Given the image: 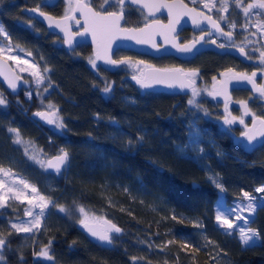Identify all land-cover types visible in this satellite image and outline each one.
<instances>
[{
  "label": "trees",
  "instance_id": "1",
  "mask_svg": "<svg viewBox=\"0 0 264 264\" xmlns=\"http://www.w3.org/2000/svg\"><path fill=\"white\" fill-rule=\"evenodd\" d=\"M183 1L218 21L224 16L221 21L233 19L238 27L247 25L235 0L228 3V11L212 8L209 0L210 9L201 0ZM96 2L94 7L101 3ZM108 9L114 11L115 7ZM13 16L2 22L9 39L31 53L46 82L38 91L48 88L49 92L33 93L28 100L25 86L15 93L0 83V92L8 101L0 106V167L31 181L71 214L66 216L52 206L40 233L22 242L23 234L13 231L7 221L21 216L23 205L0 209V235L9 241L0 264H223L225 257L264 264V208L256 211L250 224L259 233L258 246L251 249H244L237 235H225L214 225L213 216V203L221 193L230 202L235 192H251L264 183V148L249 153L220 135L215 122L220 112L214 100L207 99L203 108H196L185 106V98L176 93L142 90L128 80L132 73L124 65L113 73L101 67L93 69L89 45L66 51L62 41L40 25L34 31L44 33L46 39L40 40L33 30L17 24L18 19H24L19 13ZM140 24L139 10L128 7L125 25ZM120 54L134 55L131 51ZM154 63L159 68L177 64L170 58ZM228 65L226 58L211 53L192 62L201 69L205 83ZM106 83L113 85L107 96L102 92ZM49 103L60 110L65 122L62 132L33 122L32 114L46 110ZM193 120L206 134L196 149L182 152ZM9 127L18 128L28 146L34 143L40 148L45 162L61 148L70 153L69 170L57 175L48 169L54 191L45 187V168L31 162L22 145L14 144ZM138 137H143L142 147L137 145ZM217 173L225 192L209 180ZM77 207L121 227L122 234L112 250L98 247L78 229ZM195 222L203 226L196 228ZM50 240L52 259L43 261L36 254ZM185 243L189 246L184 247Z\"/></svg>",
  "mask_w": 264,
  "mask_h": 264
},
{
  "label": "snow or ice",
  "instance_id": "2",
  "mask_svg": "<svg viewBox=\"0 0 264 264\" xmlns=\"http://www.w3.org/2000/svg\"><path fill=\"white\" fill-rule=\"evenodd\" d=\"M0 3H3V0H0ZM132 4H141L143 8L149 10V13L152 14L154 11H159L161 8H167L169 14V24L168 25H152L146 24L144 28L140 29H121L120 21L124 19L125 16V4L126 0H101L98 8H94L91 4L83 2V0H77L75 6L72 4L68 5L66 8L64 16L57 19L54 18L47 13L41 11V7H55V0H41V3L36 7L31 9V12H38L40 16H43L45 20L49 22V27L55 26L59 28L62 32H64V44L71 47L73 43V34L70 30L65 26V21L72 19L73 17L69 15V12L73 11H80L81 15L85 19V27L84 32L80 33V35H84L88 32H91L93 38V44L96 46L95 50V59H90L89 63L92 65L93 69L99 70L100 66L97 64L98 60H103L105 65L109 66L106 67L104 70L109 71L114 67H118L123 64H127L128 61L126 59L122 60H115L112 59L108 55V48L110 47V42L106 43V39L110 36H114V33L120 31H134L140 33L145 38H138L137 43H148L151 40L152 34L154 32H150L149 30H154L155 28H167L170 31H175V26L180 23V16L182 15H192V22L195 26L199 27L201 20L200 17H203L204 20L208 21L212 27L216 30V32L223 33L225 36L231 39L232 32H223L220 24L213 20L211 16H204L203 13L197 12L195 8L188 9L187 11H176L178 9H187V5L183 4L182 0L179 3H164L162 0H131ZM119 7V11H108L109 7ZM205 7H209V5L205 4ZM215 7V5H212ZM235 7L240 9L245 18H248L252 14L257 16L262 15L260 12H255L256 9L264 10V0H254L252 3H247L245 6L244 0H235ZM220 8L223 11H228V4L227 0L221 3ZM32 19H36V17H31ZM221 20H225L224 16L220 17ZM235 28V22L231 25ZM257 27L258 31L264 30V23L259 25H254ZM245 29H247V25H245ZM6 32L5 27L3 24H0V34ZM207 35V34H206ZM201 41H205V36L202 35L197 39L189 42L188 44H174L173 47L176 48L178 52L182 53H191L196 48L197 44ZM167 42V40H166ZM213 44L216 43L215 40L211 41ZM220 48H224V44L217 45ZM17 48L19 46H16ZM153 47H156L155 43H153ZM23 51V49H19ZM238 50L242 56L249 55L245 52L244 46H239ZM11 53L13 51V45L11 43L4 45L0 43V57L5 55V52ZM31 55V53H28ZM8 59L17 60L16 55H9ZM260 61L264 64V51H260ZM26 62V61H25ZM48 69H45L47 72ZM232 69H228L229 73H232ZM196 71L192 72H184L183 69H153L152 74L146 78H138L133 76V79L136 81L137 84L140 85L141 88L150 87V83L156 84H168L171 87L175 83H179L181 88H186L191 86L195 83L192 79L196 75ZM36 76V84L39 87L44 80V77L40 74L33 73ZM256 73L253 72L250 76L245 73H233L230 79L238 80V81H247L252 85L253 92H258L260 96L264 97V86H258L255 80ZM221 76H224V73H221ZM5 79H8L5 76ZM216 77H213L215 80ZM8 86L15 91L18 87L15 80H9ZM50 86V85H49ZM47 88L45 92H47ZM113 91V85L111 83H106L105 87L102 89V92L105 95L110 94ZM39 94V93H38ZM211 94V93H210ZM218 94V93H217ZM199 95V91L196 88H192V98L189 99L188 103L190 105L195 103V97ZM28 98L31 99V94H28ZM8 104L7 99L0 94V106H6ZM242 106L245 109V115L249 114L250 109L245 102H241ZM59 109L52 103H49L46 110L43 111H36L34 113L33 122L38 124L40 121H44L49 125L55 124L57 128L63 129L65 127V122L59 116ZM225 111L227 112V106L225 107ZM205 114L208 113L205 111ZM230 115V114H229ZM252 115V127L249 128L243 118L240 119L241 124H245V130L241 132L240 136L243 140L237 141L239 146H241L245 151L252 153L258 150L259 148H264V115H256L255 113H251ZM38 117L39 120L35 118ZM235 117L232 119H228L225 117L224 125L231 126L234 121ZM112 126L119 130V125L116 124L115 121H112ZM207 130L199 128L196 124L195 120L189 126V139L188 143L181 149L182 152H185L188 148L196 149V147L201 143L203 140L204 135L206 134ZM223 131L225 133H230L232 131L231 127L224 128ZM8 132L10 135L14 137V144L22 145L27 144L22 138V134L18 128L9 127ZM132 142L129 141V145L131 147ZM137 145L142 147L143 146V137L137 138ZM199 152L201 154L204 153V149L201 147L199 148ZM25 154H28V148L25 147ZM220 155V153H218ZM30 159L34 160L38 163L42 168L45 170L52 169L55 171L57 175L63 174L65 171L70 169L71 164V157L70 153L65 149L61 148L59 152L48 158L45 162L44 159H38L36 156H30ZM211 172V169H209ZM0 174H3L5 177H11L10 170H6L3 167H0ZM209 180L211 183L215 185L216 188L220 189L221 192L224 191V185L219 177V174H214L209 176ZM20 183L24 185V188L27 189L31 187V191L33 193H37V189L32 187L29 183L25 182L22 178L20 179ZM5 184L4 180H0V188H3ZM140 186L143 187L142 182ZM126 192L129 191L128 188L124 189ZM9 192L14 191V186L8 187ZM257 193H264V186L257 187L255 189ZM19 192L16 193V198L19 199ZM38 195V201L34 202L33 199H28V204L31 207H27L24 210V215L27 217H32V219L28 221L20 220L19 222H9L11 229H14L16 233H32L34 229L39 230L42 226V219L46 218V213L52 206H57L60 213L71 214L70 209L66 208L63 205H56V202L51 199H45L44 196ZM244 201L235 204L232 208H228L226 201L223 199L218 200V210L215 220L217 222V226L222 229H226L224 232L225 235H235L234 229L239 228L240 231V241L244 249H251L253 247L258 246V238L259 233L257 230L252 229L251 227H240L238 224H234L233 220L230 217H235V220L243 219L246 225L251 224L252 219L254 218L255 212L260 209L264 208V198L261 197H254L251 196L247 191L243 192ZM7 206L5 199L3 196H0V209H3ZM38 209V212L36 211ZM79 212L81 213V218L79 219L78 223L80 226L89 234L90 237L94 238V242L97 244L98 247L105 248L107 250H112V245L115 240L119 239L122 234V229L118 227L115 223H112L108 219L101 218L97 220L96 218L88 217L85 213L83 207H80ZM247 211L248 216L244 217L242 215H238V212ZM175 218V217H174ZM102 225V226H101ZM196 226L202 227L203 225L199 222H196ZM168 243H171L170 241ZM9 244V241L6 238L0 237V262L4 260V249ZM52 241H49V244L46 245L41 249V251L36 254L42 257H45L49 260L52 259V255L50 253ZM188 243L184 244V247H188ZM71 247V246H70ZM135 259V258H134Z\"/></svg>",
  "mask_w": 264,
  "mask_h": 264
},
{
  "label": "water",
  "instance_id": "3",
  "mask_svg": "<svg viewBox=\"0 0 264 264\" xmlns=\"http://www.w3.org/2000/svg\"><path fill=\"white\" fill-rule=\"evenodd\" d=\"M162 2L164 3H179L180 0H162ZM183 4L187 5V9H178L176 11H187L188 9H192L195 8L197 10V12H201L204 14V16H211L210 14L206 13L205 11H202L200 9H197L195 6L193 5H189L187 3H185L182 0ZM133 6L136 7L140 10H142L147 16L148 18L151 19L150 22H148L147 24H152V25H168L169 24V14H168V9L167 8H161L159 11H154L152 14L149 13V10L146 8H143L141 6V4H132L131 0H126V4L125 6ZM32 8H25L23 11L25 14L31 16V17H36V19L42 23L45 28L52 34H55L57 36H59L62 40H63V45L64 48L67 50H73L76 47H78L81 44H87L91 47V52H92V56L95 59V50H96V46L93 44V38H92V34L91 32H88L84 35H80V33L84 32V27H85V19L84 17L81 15L80 11H73V13L70 15L73 18L69 19L67 21H65V26L70 30V32L73 34V43L70 46L64 44V32H62L59 28H56L55 26L53 27H49V22L47 20L44 19L43 16H40L38 12H31ZM49 15V14H48ZM166 16L167 17V21L166 22H162L160 20H156L157 17L159 16ZM192 15H195V13H192L190 15H182L180 16V23L177 24L175 26V31H170L167 28H155L154 30L150 29V32H154V34H152L151 36V40L148 43H137V39L138 38H145L144 36H142L140 33L134 32V31H120V32H116L114 33V36H110L106 39V43L110 42V47L108 48V55L112 58H114V53L119 51V50H125V51H131L132 53H137L140 55H144V56H149L151 58H157V57H161L164 55H173L174 57L181 59V60H188L194 57V55L200 53L201 51H205V50H212L214 52H217L219 54H225L228 53L234 57L239 58L241 61L245 62L247 59V56H242L238 50V48L235 47H224V48H220L217 46V44H213V43H207L205 44L204 41H201L199 44H197L196 48L193 50V52L191 53H182V52H178L176 50L175 47H173L174 44H179V38L176 35L180 32L181 29L183 28H190L194 31H200V30H207L208 32L206 34H204L205 37H215L218 38L220 40H227L229 43H232L234 41V35L232 34L231 39H229V37L225 36L223 33H219L216 32V30L212 27V25L203 19V17H200L201 23L200 26L197 27L193 24L192 22ZM51 16V15H50ZM53 17V16H52ZM76 17H79V20L76 19ZM213 18V20H216L219 24L220 22L215 19L213 16H211ZM55 18V17H54ZM59 19V18H57ZM72 22H77L78 23V28L79 31L74 33L72 31L71 27V23ZM125 22V16L124 19L120 21V27L121 29H128V30H132V29H140V28H144L145 25L140 26L139 28H135L132 26H123ZM221 28L222 25L220 24ZM223 29V28H222ZM223 32L226 33L228 31H225L223 29ZM167 40V42H166ZM153 43H155L156 47H153ZM189 43V42H188ZM186 43V44H188ZM116 60V59H115ZM98 65L102 68L105 69L106 67H109L107 65H105L103 60H98L97 61ZM121 66V65H120ZM120 66L118 67H114L111 70H109L108 72L113 73L116 70H118L120 68ZM153 69H171V68H159L157 66L154 67H150L145 69L144 74L140 75V76H136V75H132L129 76V81L135 85L140 86L139 84L136 83V81L133 79V76H136L138 78H146L149 77L152 74V70ZM5 76L8 77V79H5ZM232 75L230 76H226L223 81L217 86L218 87V96L221 98V100L223 102H228L231 97H230V92L232 89H247L251 92H253L252 90V85L250 83H248L247 81H238V80H234V79H230ZM9 80H15L18 87L15 91H13L9 86H8V81ZM23 81L24 78L22 76H20L15 69L12 67V65L10 64V62L8 60H6L3 57H0V83L6 88L7 91L10 92H18L22 87H23ZM150 83V87L147 88H142V90H154L157 92H165V93H176L177 95H182V96H186L188 95V93L190 92V89L194 86V84H192L189 87L186 88H181L179 83H175L173 84L171 87H169L168 84H156V83H151V81H148ZM253 93H257V92H253ZM35 113V112H34ZM34 113L32 114L31 117L34 118ZM38 120L39 118L36 117ZM40 123L44 126H51L49 124H47L44 121H40ZM252 127V126H251ZM250 128V127H249ZM242 137H238V138H234V140L236 141L237 139H241ZM55 156V155H54ZM51 158V157H49ZM48 159V158H47ZM52 172H55L52 169H49ZM106 219V218H104ZM109 220V219H108ZM112 222V221H111ZM113 223V222H112ZM102 226V225H101ZM118 226V225H117ZM120 227V226H118ZM121 228V227H120ZM78 229L93 243L94 242V238L90 237L89 234L80 226V224L78 225ZM96 244V243H95Z\"/></svg>",
  "mask_w": 264,
  "mask_h": 264
},
{
  "label": "rangeland",
  "instance_id": "4",
  "mask_svg": "<svg viewBox=\"0 0 264 264\" xmlns=\"http://www.w3.org/2000/svg\"><path fill=\"white\" fill-rule=\"evenodd\" d=\"M201 1L204 4V6H205V4H208L207 3L208 0H201ZM209 1H210V5L211 4L215 5V7H212V8H218V9H220L222 11V9L220 8L221 3L219 4L218 0H216L217 3H218L217 5L214 4V3H216V2H214L215 0H209ZM233 1L234 0H227V4L229 2L232 3ZM252 2H254V0H247V1L244 0L245 6L247 5V3H252ZM208 8L210 9V7H208ZM118 9H119V7H118ZM254 11L255 12H260L261 14L263 13V15L257 16L255 14H252L248 18H245L246 20H248V21H246L247 22V29H245V26L238 27V25L235 24L236 27L239 28V30H240L239 32H242V31L246 32L249 27L252 29L249 32H246L244 36L239 34V40H238L237 45L244 46L248 50L249 55L252 56L251 57L252 60L255 61L256 63H259L260 66L258 67V69H253L252 72H255L256 74L258 73V74L261 75V79H260V83L261 84L260 85L264 86V64H262L261 61H260V51H264V30L258 31L257 27L254 26V25H259L261 23H264V10L256 9ZM230 21H232V22H229L227 25H228V28L232 31L233 27L231 25L234 22V20L231 19ZM0 43H2L4 45H7V44L11 43L10 39L6 35V32L3 33V34H0ZM12 45H13V51L11 53H8L6 51L5 55L3 56V58L8 60L10 62V64L12 65V67L15 69V71L20 76H22L25 79L24 82H23V86H25V89H26L25 90V97L28 100H31V99L28 98V94L29 93L31 95L33 93H35L38 96L41 95V94L42 95H46L49 92L48 88H47L48 89L47 92H45L46 88H43V91H41V92L38 91V89L40 87H42L43 85L44 86L46 85L45 80H43L41 85L38 87L37 84H36V76L33 75V73H37V74H40V75H42L44 77V75L42 74L39 66L37 64H35V62L31 58V56L28 54L29 52H26L25 50L20 51L19 49H22V48H20V47L17 48L14 44H12ZM120 53H123V51H119V53L117 52V56H116L117 60L126 59L128 61V63L127 64H123L126 68L131 69L134 66H136L137 63H138L139 64V68L145 70V67L149 65V64L146 65L144 63L145 61L142 60V59L140 60V58H138V56H136V55H131L130 56L129 54L127 55V54H120ZM9 55H16L17 56V60L14 61V60L8 59ZM216 79L208 87H205L203 85L200 86V87H196V89L199 91V95H197L195 97V103L192 104V105H194L196 108L197 107L198 108H203L202 103H205L206 99H209L210 97H214L216 95V89H215L216 88V86H215ZM0 94H2V93L0 92ZM258 97L259 98H263V101H264V97H262L260 95ZM190 98H192V93L190 94ZM197 99L199 100L198 102H197ZM234 106H235V110H231L230 107L228 108V111H227L228 113L226 114L225 117H228V119H232L233 117H235L236 119H235L234 123H237V122H239V120L241 118L245 119V117H246L245 116V109H244V107L242 106L241 103H235ZM215 122L220 127V125L224 124V119H221V117L220 118L215 117ZM51 127H52V129L54 131H57V132H62L63 131V129L57 128L55 126V124H53V126H51ZM22 147L24 148V150H25V147L28 148V154H27L28 158L30 156H33V155L36 156L38 159L46 158V157L43 156L44 155L43 151L40 150V148H38L34 143L30 144L29 146H28V143L27 144H22ZM30 161L33 162L35 165H39L38 163H36L32 159H30ZM4 169L8 170V168H4ZM42 170L44 171V169H42ZM10 172L12 174L11 177H5V176H3V174H0V180H4L5 181L4 187L0 188V196L4 197L5 202H6L7 205H12V204H16V205H19V206L23 205V212H22L21 216H18V217H15V218H11V219H9L7 221V225L9 227H10V223H9L10 221L11 222H19L20 220H23V221L26 222V221L32 219V217H27V216L24 215L25 208L31 207V205H29L28 202H27L28 199H33L34 202H37L38 201L37 193L39 194V196H44L45 199H51L48 196H46L44 193H42V191L39 190L38 186L35 185L34 183H32L31 181H29L26 178H24L23 176L15 173L14 171L10 170ZM44 177L47 179V180H44L45 184H46L45 187H48L50 190L54 191L53 190L54 187L52 186L53 176L51 174H49L48 170H46V173H45ZM21 178L25 182L29 183L32 187H35L37 189V193H33L31 191V187L25 189L24 185L22 183H20V179ZM9 186H14V191L13 192H9L8 191V187ZM261 186H264V183L261 184L260 186H255L253 191L248 192V193L251 196H254V197L264 198V193L255 192V189L257 187H261ZM17 192H19V194H20L19 195V199L16 198V193ZM243 192H244L243 190L242 191L239 190L238 192H235L234 196L232 198H230V202H227L226 196L224 195V193H221L218 196V199H216L215 203H213L214 204L213 205V216H214V223H215L214 225L217 226V222L215 220V217L217 215V210H218V200L223 199L224 201H226L227 207L228 208H232L235 204H238L239 202H243L244 201ZM51 200H53V199H51ZM55 208L58 209V207H55ZM79 208L80 207H77L75 209L76 215L79 216V218L76 220L77 222L81 218V213L78 210ZM50 209H51V207H50ZM50 209L48 211H50ZM84 210H85V213L87 214L88 217L96 218L97 220H100L101 218H103L100 215H97L94 212H92L90 210H87L86 208ZM36 211L38 212V209ZM48 211L46 213V218L48 217V214H49ZM63 214L66 215V216H69V214H65V213H63ZM237 214L238 215H242L244 217L248 216V212L247 211L238 212ZM254 216H255V214H254ZM46 218L42 219V226H41V228L39 230L34 229L32 233H20V234H23L22 242L23 241L28 242L31 239L29 237H34L37 234H39L40 231L43 229L42 227H43V224H44V221H45ZM230 219L233 220L234 224L240 225V227H245V228L251 227L250 224L246 225L245 221L243 219L235 220L234 216L230 217ZM195 223H194V226H196ZM77 224H79V223H77ZM196 228H198V226H196ZM221 230L226 231V229H222V228H221ZM13 231H15V230L13 229ZM234 231H235V235H237L240 238L239 228L234 229ZM0 237H3V236L0 235ZM258 240H259V238H258ZM38 257L41 260H43V261L48 260L47 258L42 257V256H38ZM218 261H221V260L219 259ZM2 262H4V261H2ZM2 262H0V263H2ZM223 264H245V263L239 262L238 260L230 258V257H227V258L225 257Z\"/></svg>",
  "mask_w": 264,
  "mask_h": 264
},
{
  "label": "flooded vegetation",
  "instance_id": "5",
  "mask_svg": "<svg viewBox=\"0 0 264 264\" xmlns=\"http://www.w3.org/2000/svg\"><path fill=\"white\" fill-rule=\"evenodd\" d=\"M96 1H101V0H83V2L89 3L93 7L97 6V2ZM34 2L36 3L35 5H33ZM40 3H41V0H3V3H0V24H3V26L5 27L4 23H2L3 20L7 19L9 21V19H8L9 17L8 16L14 17L13 15L19 13V15L22 16V18H24V19L23 20L22 19H18L16 21L17 24H21V25H23V26H25V27L33 30V31L35 30L36 27H38V25H40L44 29V31H47L49 33L48 35H53V36L59 38L62 41V44H63V40L59 36L50 33L45 28V26L42 23H40L37 19H32L31 16H29V15L24 13L23 10L25 8H32L33 9V8H36ZM76 3H77V0H55V7H41L40 10L45 12V13H47V14H49V15H51V16H53V17H55V18H61V17L64 16L65 10H66V8H68V5L72 4L73 6H75ZM187 4H189V3H187ZM128 7L134 8L136 10H139V16H141V24H140V26H143V25H145V24H147L148 22L151 21V19L148 18V16L142 10H140V9H138L136 7H133V6H128V5L125 6V21H126V13H127V8ZM94 8H98V7H94ZM115 10L119 11L118 7H115L114 11ZM108 11H112V10L108 9ZM72 13L73 12H69V15H71ZM16 16H18V15H16ZM12 17H10V18H12ZM76 19L79 20V17H76ZM156 20H160L162 22H166L167 21V17L164 16V15L163 16H159V17L156 18ZM219 22H220V24L222 25V28L225 31H228V32L231 31L228 28V25H227L228 23H226L224 21H221V20H219ZM235 24L237 25L236 22H235ZM77 26H78L77 22H72L71 23V27H73L72 31L74 33L78 32L79 29H80ZM123 26L127 27V25H125V22H124ZM135 28H139V25L136 26ZM5 29H6V27H5ZM239 31H240L239 28L236 27V26H235V28H232L231 32L234 35V41L232 43H229L225 39L220 40V39L215 38V37H205V40L207 42L204 41V43L205 44L212 43L211 41L215 40L217 45L224 44L226 48H228V47L238 48L239 45H237V43H238V40H239V34H240V33H238ZM207 32H208L207 30L194 31V30H192L190 28H186L185 27V28L181 29L180 32L176 36L180 37L179 38V44H186L188 42L193 41L194 39L199 38L200 36L206 34ZM35 33L40 38V40L46 39V36L43 35L44 33L43 34H40L38 32H35ZM6 35L9 38V32L7 31V29H6ZM244 35H245V33L242 36H244ZM81 45H87V44H81ZM119 51H125V50H119ZM119 51H117V52H119ZM117 52L114 53V58H115V55H116ZM245 52L248 53V50L246 48H245ZM208 53L215 54V55H218L220 57H224V58H226L228 63H230V65H228L226 69L220 71L215 76L218 79V80L216 79V83H215L216 95L214 97H210L209 99H212V100H214L216 102V107L218 106V110L220 112L221 119H225V116L228 113V112L225 111V107L226 106H227V111H228L229 107H230L231 110H235V106H234L235 103H241L242 101L245 102L248 105V108L250 109L251 112H249V114L245 115L246 117L243 120H244L245 124L248 127L251 128L252 122H253L251 113H255L258 116L264 115V101H263V98H259L258 97L260 94L258 92L257 93H253V92H251V91H249L247 89H239V88L238 89H232L231 92H230L231 99L228 102H223L221 100V98L217 94L218 93V87L217 86L223 81V79L226 76L233 75V73H245V74L250 76L253 73L252 72L253 69H258V67L260 65H259V63H256L255 61L252 60V58H251L252 56L251 55H247V59H246L245 62L241 61L239 58L234 57V56H232V55H230L228 53L219 54V53L214 52L212 50L201 51L200 53L194 55L193 58L188 59V60H181V59H178V58L174 57L173 55H164V56L157 57V58H151L149 56H144V55H140V54H137V53H134V55H136V56L138 55L139 56L138 58H140V60L141 59L144 60L145 61L144 63L146 65L149 64L148 66L145 67V69L156 66L155 65L156 63H154V62H156V61H158V60H160L162 58L163 59L164 58H170V59L174 60L177 64L176 65L173 64V65H170L169 67H164V68L183 69L184 72H192V71L195 70L197 74L194 77H192V79L195 81L193 87L196 88V87H200L202 85L205 86V87H208L214 82V80L212 78L210 83H205V79L203 77H201V73H202L201 69L192 66V62H194V59H197V58L201 57L202 55H205V54H208ZM147 59H151L152 61L151 60H147ZM121 66H123V65H121ZM121 66H120V68H121ZM228 69H232L233 70L232 73H229ZM144 71L145 70L139 68V64L138 63H137L136 66H134L133 68L130 69V72L132 73V75H136V76L143 75ZM221 73H224V76H221ZM260 79H261V75L257 73V75L255 77V80H256L258 86H262V85H260L261 84L260 83ZM192 88L190 89V92L188 93V95L183 96V98H185V106H186V103L188 105H190L188 103V101H189V98H190V94L192 93ZM244 93H245V95H244ZM180 96H182V95H180ZM198 101L199 100L197 99V102ZM192 106H194V105H192ZM220 117H218V118H220ZM245 124H241L240 122H237V123L232 124L231 126H227V125L223 124V125H220V127L218 126L217 128L219 130L218 132H219L220 135L224 136L227 139L231 138V141L233 142V145H234L235 148H239V149L244 150L237 143V141L243 140V138L237 139L236 141L234 140V138H238L240 136L241 132H243L245 130ZM227 127H231L232 131L230 133H225L223 131V129L227 128ZM259 149H261V148H259ZM185 160H186V158H185Z\"/></svg>",
  "mask_w": 264,
  "mask_h": 264
}]
</instances>
